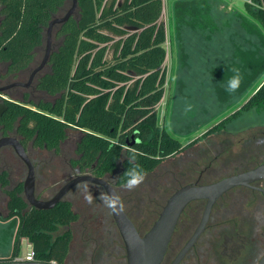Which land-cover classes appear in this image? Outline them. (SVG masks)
<instances>
[{
	"label": "trees",
	"instance_id": "16d2710c",
	"mask_svg": "<svg viewBox=\"0 0 264 264\" xmlns=\"http://www.w3.org/2000/svg\"><path fill=\"white\" fill-rule=\"evenodd\" d=\"M205 1L175 0L172 12L182 18ZM68 4L69 0H0V62L8 63L9 72L34 64L40 56L37 49L45 46L49 21L62 16ZM243 6L239 19L250 34L264 39V0ZM162 9L163 0H77L76 17L52 32L57 50L50 56V71L37 81L50 99L37 106H9V121L20 118L18 134L33 138L35 146L56 149L68 129H75L79 135L72 164L101 178L113 174L121 162L119 185L130 152H137L138 162L150 173L194 145L197 138L183 145L158 124L156 107L166 78ZM236 58V63L211 70L219 86L217 100L226 105L247 90L252 93L204 136L221 131L244 113L264 112V56L237 51ZM233 67L240 69L241 82L229 94L225 87ZM20 192L21 186L9 194L7 212L0 216L1 222L17 221L11 255L0 262L14 261L21 239H26L35 261L63 264L72 235L58 229L76 221L78 214L64 201L49 210L27 209Z\"/></svg>",
	"mask_w": 264,
	"mask_h": 264
},
{
	"label": "flooded vegetation",
	"instance_id": "af4514ba",
	"mask_svg": "<svg viewBox=\"0 0 264 264\" xmlns=\"http://www.w3.org/2000/svg\"><path fill=\"white\" fill-rule=\"evenodd\" d=\"M52 43L51 54L57 50L58 45L54 42L53 36ZM44 47L37 49L40 56L37 57L33 65L18 72H9L8 63L0 62V141L14 139L22 146L34 167V195L39 200L51 199L76 176L86 172L90 173L88 169L81 170L79 166L72 164L76 158L71 157L69 151L64 152L62 147L64 141L56 149L35 146L33 138L18 134L19 117L9 121L8 114L11 104L31 107L50 99L47 93L38 87L37 82L39 78L50 71L49 61L33 74L34 69L39 66L43 58ZM248 145L249 147L242 154V160L236 161L235 167L225 174L212 180H204L203 172L207 171V168H204L195 179L184 181L172 194L187 184H211L226 177L248 172L264 164V156L260 155V151L264 150V139L248 141ZM181 153L182 151L165 161L173 159ZM161 164L153 171L162 169L160 168ZM120 166L121 162H118L114 173L103 178L113 185L123 210L133 222L139 235L143 236L158 218L167 199L172 194L162 205L156 206L150 196L141 197L143 196L142 192H124L121 185L117 183L121 171ZM26 175L27 166L16 153L14 146L7 143L1 144L0 204L6 212L9 194L21 186L19 194L21 196ZM261 190H264V179L250 183V186H236L220 196L211 208L204 231L177 264H192V262H188V259L195 257L194 252L201 243L204 248L208 247L209 251L212 249L215 257V261H212L213 264H259L264 258V193ZM62 201L69 202L72 210L78 214L76 221L58 229V231L61 229L63 231L70 230L72 235L69 251L63 264H127L124 242L112 218L102 187L88 182L78 184L64 195ZM145 201L152 202L146 212L143 211ZM205 205V200H198L185 207L161 264H172L177 258L194 234ZM154 209L156 216L149 226L148 212ZM228 214L230 217L225 221V215ZM97 222L103 225L106 239L98 238L97 231L93 234L92 229H95ZM141 228L144 229L141 230ZM178 231L181 234H177Z\"/></svg>",
	"mask_w": 264,
	"mask_h": 264
},
{
	"label": "rangeland",
	"instance_id": "374dc122",
	"mask_svg": "<svg viewBox=\"0 0 264 264\" xmlns=\"http://www.w3.org/2000/svg\"><path fill=\"white\" fill-rule=\"evenodd\" d=\"M174 2L163 0L160 17L165 30L163 46L166 57L163 67L166 78L163 97L156 107L158 124L183 145L196 138L198 141L184 148L179 156L164 161L160 167L162 169L147 174L144 182L134 190L135 193L142 192L143 198L150 196L156 206L162 205L184 181L195 179L204 168H207L203 172L204 180L225 174L235 167L236 161L242 160V154L249 147L248 141L264 139V112L254 110L242 114L221 131L203 135L240 107L252 93V90H247L239 99H233L231 104H220L216 96L218 82L211 75V70L236 63L237 51H252L264 56V39L250 34L239 19L240 14H244L243 3L246 0H206L202 6L187 11L178 19L172 12ZM260 32L264 37V29ZM67 134L63 150L76 158L74 149L79 134L73 128L68 129ZM260 155L264 156V150L260 151ZM145 202V209L142 210L146 212L152 202ZM5 213L0 204V216ZM155 216V209L148 212L149 226ZM229 217V214L225 215V221ZM9 222V228L16 227V220ZM92 230L93 234L97 231L98 238L106 239L100 222ZM61 231L63 229L59 233ZM177 234H181L180 231ZM25 244L20 246V258L30 251ZM207 248L199 244L194 252L195 257L189 258L188 262L213 264L215 257L212 249L209 251Z\"/></svg>",
	"mask_w": 264,
	"mask_h": 264
},
{
	"label": "water",
	"instance_id": "95a60500",
	"mask_svg": "<svg viewBox=\"0 0 264 264\" xmlns=\"http://www.w3.org/2000/svg\"><path fill=\"white\" fill-rule=\"evenodd\" d=\"M77 15V0H69L68 9L60 17H52L45 30L44 41L45 51L43 58L33 74L39 71L48 61L53 47L52 32L55 28L65 23L71 16ZM12 144L16 153L25 162L27 166V175L23 182L22 198L27 203V208H35L38 210H49L62 201L64 195L81 183H92L102 187L108 205L111 201H115L110 207L112 218L124 242L126 251L127 264H161L167 251L169 242L174 233L179 217L185 207L198 200H205L206 205L201 220L189 241L183 247L177 258L172 264H177L183 257L185 252L194 244L199 235L204 231L211 208L215 201L224 193L236 186H250L259 179H264V164L241 174L226 177L214 183L207 185H191L187 184L177 189L166 201L158 218L154 221L151 228L140 236L133 222L123 210L119 199H115L111 194L116 193L113 185L103 177H95L86 172L76 176L73 180L64 185L58 193L49 200H39L34 195L35 174L34 167L25 154L22 146L14 139L2 140L1 144ZM264 193V190H261ZM0 264H55L40 261H8L0 262ZM264 264V258L259 262Z\"/></svg>",
	"mask_w": 264,
	"mask_h": 264
},
{
	"label": "clouds",
	"instance_id": "9594fccd",
	"mask_svg": "<svg viewBox=\"0 0 264 264\" xmlns=\"http://www.w3.org/2000/svg\"><path fill=\"white\" fill-rule=\"evenodd\" d=\"M229 70L233 73V75L227 80L225 91L232 94L238 90L241 82V72L240 69L235 67L230 68ZM125 158L127 159L128 167L122 174L123 182L121 183V188L125 191H134L144 182L147 172L138 162L137 152L132 151ZM111 195L115 197V199H119L115 193H112ZM114 202V200L111 201L109 203V207H111Z\"/></svg>",
	"mask_w": 264,
	"mask_h": 264
},
{
	"label": "crops",
	"instance_id": "0c3cea01",
	"mask_svg": "<svg viewBox=\"0 0 264 264\" xmlns=\"http://www.w3.org/2000/svg\"><path fill=\"white\" fill-rule=\"evenodd\" d=\"M9 223H10L9 221L8 222H1L0 221V259L9 258L11 255V252H12L16 227L9 228ZM24 244L27 247H29L30 251L32 250L28 241L26 239H21L20 246H22ZM1 245L3 247H1ZM19 253H20V251H19ZM18 257H20V256L18 255Z\"/></svg>",
	"mask_w": 264,
	"mask_h": 264
},
{
	"label": "built area",
	"instance_id": "2783aa9c",
	"mask_svg": "<svg viewBox=\"0 0 264 264\" xmlns=\"http://www.w3.org/2000/svg\"><path fill=\"white\" fill-rule=\"evenodd\" d=\"M246 3H251V0H246ZM15 260L16 261H19V260H21V261H28V262L35 261L33 259V252H32V250L29 253H27L25 257H22V258L17 257V258H15Z\"/></svg>",
	"mask_w": 264,
	"mask_h": 264
}]
</instances>
